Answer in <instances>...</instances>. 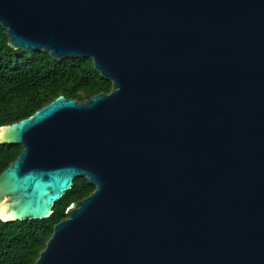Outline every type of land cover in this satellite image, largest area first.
<instances>
[{"label":"water","instance_id":"water-1","mask_svg":"<svg viewBox=\"0 0 264 264\" xmlns=\"http://www.w3.org/2000/svg\"><path fill=\"white\" fill-rule=\"evenodd\" d=\"M9 45L112 82L0 126V218H48L35 264H264V0H0Z\"/></svg>","mask_w":264,"mask_h":264},{"label":"trees","instance_id":"trees-1","mask_svg":"<svg viewBox=\"0 0 264 264\" xmlns=\"http://www.w3.org/2000/svg\"><path fill=\"white\" fill-rule=\"evenodd\" d=\"M111 89L112 82L96 70L91 58L57 59L44 50L14 49L0 25V126L30 116L60 95L81 101ZM21 150V145L0 143V173ZM94 189L85 176H79L56 202L50 217L22 221L0 218V264H35L55 224L67 217V208Z\"/></svg>","mask_w":264,"mask_h":264}]
</instances>
